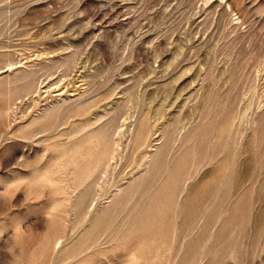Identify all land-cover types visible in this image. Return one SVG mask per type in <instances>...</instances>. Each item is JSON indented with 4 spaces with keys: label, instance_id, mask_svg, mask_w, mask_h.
<instances>
[{
    "label": "rangeland",
    "instance_id": "1",
    "mask_svg": "<svg viewBox=\"0 0 264 264\" xmlns=\"http://www.w3.org/2000/svg\"><path fill=\"white\" fill-rule=\"evenodd\" d=\"M182 263L264 264V0H0V264Z\"/></svg>",
    "mask_w": 264,
    "mask_h": 264
},
{
    "label": "bare ground",
    "instance_id": "2",
    "mask_svg": "<svg viewBox=\"0 0 264 264\" xmlns=\"http://www.w3.org/2000/svg\"><path fill=\"white\" fill-rule=\"evenodd\" d=\"M32 74H33V73H32ZM29 75H31V73L28 74V76H29ZM28 76H27V80H28ZM32 77H33V76H32ZM25 78H26V77H25ZM33 85H35V84L33 83ZM36 85H37V83H36ZM36 85H35V86H36ZM24 86H25V84H24ZM35 86H34V87H35ZM28 87H29V84H28ZM28 87H26V88H27V90H28V92H29L30 89H29ZM36 88H37V86H36ZM36 88H35V89H36ZM22 89H24V88L22 87ZM24 90L27 91L26 89H24ZM31 90L33 91V89H31ZM32 91H30V92H32ZM46 112H48V111H46ZM43 113H45V112L43 111ZM7 114H8V113H7ZM14 115H15V114H14ZM44 115L46 116V113L43 114V116H44ZM8 116H9V115H8ZM43 116H42V117H43ZM10 117H11V116H10ZM109 141H110V140H109ZM108 144H109V143H108ZM110 146H111V147H109V146L107 147V146H106L107 148H105V152L108 153L109 156H108L107 154H105V155H104L105 158H104V157H103L104 159L101 158V159H103V162H101V163L98 164V169H97V165L95 166V167H96L95 169H96L97 171L100 169L99 171H100L101 174H103V173L106 174V172L109 170L110 167H114V166H112L113 163H112L111 161L114 160V158H115V156H114V154H115V153H114V152H115V151H114L115 148H114V147L112 148V146H114V145H110ZM108 148H109V149L112 148V150L114 149V150H113L114 152H113L112 150H110L111 152L109 151L110 153H114V154H110L109 152H107L106 150H108ZM123 148H124V147H123ZM157 152H159V151H157ZM106 156H108V157H106ZM144 158H145V157H144ZM105 159H106V160H105ZM115 160H116V159H115ZM144 162H145V161H144ZM141 165H142V164H141ZM114 168H115V167H114ZM94 171H95V170H94ZM95 172H96V171H95ZM102 172H103V173H102ZM97 174L99 175L98 172H97ZM97 177H98V176H96V179H98ZM105 178H106V177H105ZM93 182H94V180H93ZM95 182H96V180H95ZM88 183H89V182H88ZM96 183H97V182H96ZM97 184H98V183H97ZM86 188H87V187H86ZM124 194H125V193H124ZM157 195H158V194H157ZM123 198H124V197H123ZM148 198H150V197H148ZM121 199H122V198H121ZM150 199H151V198H150ZM146 204H147V203H145L144 205L142 204L144 208H145V205H146ZM117 206H118V205H117ZM147 206L150 207L149 204H148ZM149 207H148V208H149ZM140 210H141V209H139V211H140ZM142 210H143V209H142ZM142 210H141V212H142ZM144 210H145V209H144ZM144 210H143V211H144ZM139 211H136V213L138 214V215H137V214H136V215L139 216V218L135 215V217H137V218H136L137 220L141 219V218H140V215H139ZM134 213H135V212H134ZM131 214H132V215H131ZM131 214H130L131 216L134 215L133 213H131ZM142 214H143V213H142ZM189 214H190V213H189ZM185 215H186V214H185ZM144 216H145V214H144ZM135 217H133V218L135 219ZM100 218H101V217H100ZM98 219H99V218H98ZM98 219H97V221H98ZM137 220H136V221H137ZM99 222L101 223V220H100V219H99ZM131 222H132V221H131ZM97 224H98V223H97ZM100 225H101V224H100ZM102 225H103V224H102ZM95 229H96V227H95ZM98 229H99V228H98ZM92 230H93V229H92ZM95 231H97V230H95ZM89 234H90V232H89ZM93 234H94V232H93ZM90 237H91V236H90ZM92 238H93V237H92ZM182 264H183V263H182Z\"/></svg>",
    "mask_w": 264,
    "mask_h": 264
}]
</instances>
